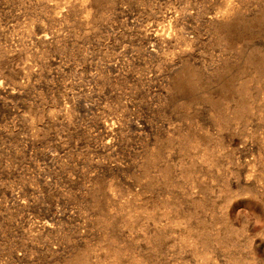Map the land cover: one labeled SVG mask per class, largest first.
Returning a JSON list of instances; mask_svg holds the SVG:
<instances>
[{
	"label": "rangeland",
	"instance_id": "1",
	"mask_svg": "<svg viewBox=\"0 0 264 264\" xmlns=\"http://www.w3.org/2000/svg\"><path fill=\"white\" fill-rule=\"evenodd\" d=\"M0 264H264V0H0Z\"/></svg>",
	"mask_w": 264,
	"mask_h": 264
}]
</instances>
